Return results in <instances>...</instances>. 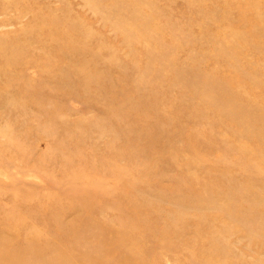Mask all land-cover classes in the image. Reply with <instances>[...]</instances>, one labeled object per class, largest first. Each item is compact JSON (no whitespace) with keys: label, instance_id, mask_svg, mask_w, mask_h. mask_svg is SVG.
Masks as SVG:
<instances>
[{"label":"rangeland","instance_id":"374dc122","mask_svg":"<svg viewBox=\"0 0 264 264\" xmlns=\"http://www.w3.org/2000/svg\"><path fill=\"white\" fill-rule=\"evenodd\" d=\"M0 264H264V0H0Z\"/></svg>","mask_w":264,"mask_h":264}]
</instances>
